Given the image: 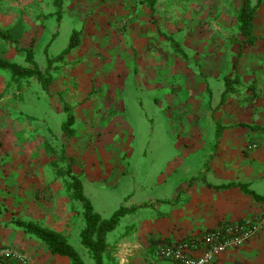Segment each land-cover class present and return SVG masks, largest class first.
Wrapping results in <instances>:
<instances>
[{"label":"crops","instance_id":"0c3cea01","mask_svg":"<svg viewBox=\"0 0 264 264\" xmlns=\"http://www.w3.org/2000/svg\"><path fill=\"white\" fill-rule=\"evenodd\" d=\"M162 2L152 11L140 0H61L60 9L54 0H0V57L30 68L25 59L30 49L49 80L44 90L37 78H29L33 115L23 121L8 111L19 100L14 89L3 98L9 78L0 71V123L6 129L0 142L11 145L0 149V246L19 249L31 264H70L16 223L32 221L70 237L76 220L68 190L73 176L86 198V185L97 182L125 189L112 213L123 209V215L106 236L107 264H177L157 255L158 244L264 217V201L245 191L264 197V50L242 52L237 16L244 1L237 24L208 20L209 0ZM259 12L264 13L261 7L252 28L256 41L247 48H264V35L255 34ZM65 22L67 35L61 32ZM74 32L78 44L48 68L47 59L65 51ZM173 43L185 57L174 52ZM65 106L75 118L71 138L62 131ZM137 118L151 127L161 124L164 131L134 137L127 127ZM104 122L113 157L106 179L89 164H72L62 173L65 165L57 167L50 158L58 155L56 148L39 145L93 140ZM212 264H264V230Z\"/></svg>","mask_w":264,"mask_h":264},{"label":"rangeland","instance_id":"374dc122","mask_svg":"<svg viewBox=\"0 0 264 264\" xmlns=\"http://www.w3.org/2000/svg\"><path fill=\"white\" fill-rule=\"evenodd\" d=\"M162 1H163L162 2L163 5H166V4H169L170 2L171 3L176 2L177 0H172V1L171 0H162ZM243 1L244 0H209V3H210L208 6L209 11H208V13H206L208 17H206V18L208 20L214 19V20L227 21L228 23H236L237 24V21H236L237 12H238L240 5L243 3ZM256 3H257V0H251L252 6H254ZM260 7H261V10L264 11V3H262L258 8H260ZM165 14H167V13H165ZM58 15L59 14H57L56 16H58ZM257 19H259V24L255 30V34L264 35V13L259 12ZM122 27H123V24H122L121 28ZM233 27H234V25H233ZM236 29H237V35H238L237 26H236ZM68 30H69V23L68 22H65L64 24L61 25V32L64 35H67ZM233 38H234V36H233ZM234 39H236V42L239 41L238 37H235ZM244 42H245V38L242 39V44L244 45L242 52H245L247 50H250V51H263L264 50V48L262 49L258 46L247 48L245 46ZM231 45L232 44L228 42L226 46L230 47ZM256 47H258V48H256ZM63 48L64 47H62V43H61V45L57 47V52H61V50ZM58 54H60V53H58ZM18 62H21V60H19ZM27 64H28V66H30V68H33V66L31 64H29V63H27ZM7 77L9 78V84H8L7 91L2 95L3 98L7 94L10 93V90L14 89L15 90V91L13 90L14 98H15V100L18 98V100H19L18 108L16 107L13 109H8V111H11L13 117H15L16 119L27 121V119H29V117H31L33 115V114H31L33 112V109L28 104V99H30L35 94L33 91L34 89L32 86V81H30L29 79H12L9 76H7ZM42 95H44V93H42ZM39 111H42V109H39ZM151 111H153V109ZM62 121H63V117H62ZM136 122H139V124H137ZM141 122H142L141 118H137V119H135V121L133 123H131L127 127L128 132L131 130L132 135L134 137L137 136L138 134L147 133L150 130H152L153 132L164 131V126L161 124H156V125H153V127H151V125L149 123L144 124ZM101 125L102 126L98 125L99 131H101V133L99 134V136H96L93 140L90 138L84 137L83 139H81L79 141H77L76 139L65 140L64 144L59 139H55L53 141L43 140L45 142L42 144L39 141L38 142H39V145H42L44 148H46L47 151H49L51 149L54 150V148H56L55 151H56V153H58V155L54 154V155L50 156V158H52V160L54 162L53 164L57 165V167L59 165H61V166L65 165L64 169L62 170V173L65 174L66 170L68 173L69 166L72 164H73V166L78 165V166L83 167V168H86L87 167L86 164H89L88 166H90L92 169L98 170V172L100 173V176L106 179L108 174H109V169L111 167L113 157H111L110 149H109L110 147L108 146L109 140L106 138L108 124H107V122H104ZM4 130H6L5 125L0 123V131H4ZM22 141H23V143H22L23 148H27V145H28L27 140H22ZM132 142L133 143L136 142L138 145H140L142 143V140L137 139L135 142L132 140ZM4 143L5 142H3V141L0 142V149H2V148L6 149L7 147H9L10 144L5 145ZM152 144H154V141ZM30 146H32V145H30ZM91 150L93 152L92 154H90ZM167 152L168 151L165 150L164 154H166ZM6 156L9 157V151H7V153H5V156L2 157V160L6 159ZM166 157H163V159L165 160ZM136 159L138 160V163H136V166H138L139 163H141V158L136 157ZM122 164H123L122 161L117 163V165L120 167L122 166ZM161 165H163L162 162L157 163L158 167H160ZM132 166H135V164H132ZM131 170L133 171L135 169H132V167H130V171ZM105 185H106L105 183L103 184L102 182H97V184H95L93 186L86 185L85 190H86V194H87L88 198L92 201V203L94 205V211L99 212L103 219H109V217L112 215V213L119 208V204L122 201V198H123L124 193H125V189H123V187H120L119 189H117V188L111 189V188H107V186H105ZM68 190L70 192V200L72 201L71 202L72 208L70 210L76 214V220L74 222L75 228L73 229L71 236L68 238L63 236L59 232H55V233L60 234L61 236H63L66 239L67 243L78 253L83 264H84V262H91L93 264L94 260L92 258V255L81 244V233H82L83 229L85 228V221H84V217H83L84 212H83L82 204L75 199V194L71 188V182H69V184H68ZM76 202L80 203L81 208L78 207L79 204L78 203L76 204ZM20 222L21 223H30V222L34 223L32 221H25V220L21 221V220H19L16 223V226L19 229H21L18 226V223H20ZM35 224L43 227L39 223H35ZM43 228H46V227H43ZM46 229H48V228H46ZM48 230H50V229H48ZM50 231H52V230H50ZM30 237L33 238L34 241H38L39 243H41V245L42 244L45 245L43 242H41L37 238H35L33 236H30ZM66 259L68 260V258H66ZM105 260H102V264H107V261H105ZM68 262H69V260H68Z\"/></svg>","mask_w":264,"mask_h":264},{"label":"trees","instance_id":"16d2710c","mask_svg":"<svg viewBox=\"0 0 264 264\" xmlns=\"http://www.w3.org/2000/svg\"><path fill=\"white\" fill-rule=\"evenodd\" d=\"M140 1L142 4L146 5L153 11L158 0ZM54 3L59 9L61 8V0H54ZM262 3H264V0H257V3L252 6L251 0H244L243 7L241 8L237 16L239 31L246 39L245 44L248 46H253L256 41V37L252 35L254 15L256 13V10ZM76 36L77 33L74 32L72 34L68 48L60 55L54 57L53 59H47L48 68L52 64L62 60L70 52V50L78 44ZM0 37H4V35L0 34ZM172 46L174 52L182 57H185L183 50L177 43H173ZM25 56L26 62L31 64L33 68H24L17 64L8 62L0 57V71L5 72L12 79L37 78L41 82L43 89L47 90L49 80L46 79V77L34 63L32 50H26ZM227 84H229L228 81H226V85ZM226 89L228 90L229 88L227 87ZM64 110L66 111V120L62 124V131L67 136V138H71L75 134L73 130L75 118L69 107L65 106ZM71 188L75 194V199L82 204L84 212L83 217L85 221V228L81 233V244L92 255L95 264H102L103 254L107 249L106 236L116 228L120 217H122L123 215L124 210L119 209L109 219H102L100 215L94 211L91 201L84 195L82 183L77 177H72ZM245 191L255 199L264 201V197L255 196L246 188ZM18 226L26 234L33 236L43 242L48 247L51 254L68 258L70 264H83L78 253L67 243L66 239L60 234L31 222H20L18 223Z\"/></svg>","mask_w":264,"mask_h":264},{"label":"built area","instance_id":"2783aa9c","mask_svg":"<svg viewBox=\"0 0 264 264\" xmlns=\"http://www.w3.org/2000/svg\"><path fill=\"white\" fill-rule=\"evenodd\" d=\"M255 146H249L253 149ZM264 230V217L251 218L221 225L203 236L185 242L158 244L157 255L177 264H212L216 258L231 249L247 245ZM204 247L201 255L191 253ZM0 264H31V258L19 249L0 246Z\"/></svg>","mask_w":264,"mask_h":264}]
</instances>
